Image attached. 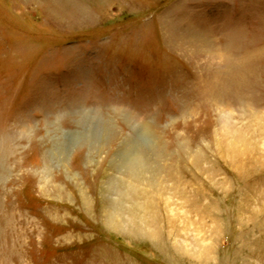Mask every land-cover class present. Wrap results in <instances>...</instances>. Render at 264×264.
Masks as SVG:
<instances>
[{"label": "rangeland", "instance_id": "374dc122", "mask_svg": "<svg viewBox=\"0 0 264 264\" xmlns=\"http://www.w3.org/2000/svg\"><path fill=\"white\" fill-rule=\"evenodd\" d=\"M0 264H264V0H0Z\"/></svg>", "mask_w": 264, "mask_h": 264}, {"label": "bare ground", "instance_id": "6f19581e", "mask_svg": "<svg viewBox=\"0 0 264 264\" xmlns=\"http://www.w3.org/2000/svg\"><path fill=\"white\" fill-rule=\"evenodd\" d=\"M206 41V40H205ZM204 41V42H205ZM143 127V126H142ZM144 129H145V127H144ZM145 131H146V129H145ZM140 156L138 155V154H136V155H132V157L130 156V158H128L127 159V161H126V168L128 169V171L130 170H132L131 169V167H133V166H135V164H137V165H139L138 163H140V165H141V161H139L140 159ZM141 158H143V157H141ZM136 168H137V166H136ZM135 170V169H134ZM129 171V172H130ZM133 171V170H132ZM136 172V171H135ZM129 175V174H128ZM132 175H134L133 173H132ZM123 181V180H122ZM117 184V185H116ZM115 189L113 190V192H116L117 193V196H119L120 194L121 195H125V189H123L122 188V183H121V181L120 180H116V183H115ZM131 186V185H130ZM130 188V187H129ZM130 190V189H129ZM112 192V191H111ZM127 193V192H126ZM114 194V193H113ZM119 199V198H118ZM112 202V201H111ZM113 204V203H112ZM115 206V205H114ZM116 207V206H115Z\"/></svg>", "mask_w": 264, "mask_h": 264}]
</instances>
